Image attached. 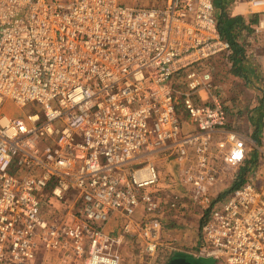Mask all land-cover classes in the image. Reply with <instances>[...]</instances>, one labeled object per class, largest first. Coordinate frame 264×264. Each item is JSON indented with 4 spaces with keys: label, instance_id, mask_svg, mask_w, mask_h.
Listing matches in <instances>:
<instances>
[{
    "label": "built area",
    "instance_id": "obj_1",
    "mask_svg": "<svg viewBox=\"0 0 264 264\" xmlns=\"http://www.w3.org/2000/svg\"><path fill=\"white\" fill-rule=\"evenodd\" d=\"M241 3L264 48V0ZM218 22L215 0H0V264H119L128 233L154 253L181 200L163 199L157 154L208 210L192 254L264 264V111L257 139L227 127L210 62L231 49ZM240 164V184L214 194L220 168Z\"/></svg>",
    "mask_w": 264,
    "mask_h": 264
},
{
    "label": "rangeland",
    "instance_id": "obj_2",
    "mask_svg": "<svg viewBox=\"0 0 264 264\" xmlns=\"http://www.w3.org/2000/svg\"><path fill=\"white\" fill-rule=\"evenodd\" d=\"M122 1L132 5H163L167 0ZM248 39L253 42L254 38L249 36ZM252 44L250 45L252 46ZM221 55L217 57V59L215 58L216 60L212 59L210 61L212 63L211 71L213 74L212 84L214 86V92L220 96L230 116H235L240 124L245 127L244 122L247 120L249 122L251 116L260 115L259 113L261 112L260 110L263 103L260 91V86L262 84L261 75L256 73L258 69L256 65L257 62H255L254 57H244L240 63L242 75H239L235 72L234 67H232V62L222 58ZM216 72L217 74H215ZM6 105L8 108L9 106L14 109L17 108L19 115H21L22 112H33L39 108L38 104L30 103L23 110L20 109L21 111H19V108L12 102H7ZM236 131L240 132V128ZM150 159L155 163L159 172L158 186L160 187V193L163 194V199H171V195L173 196L172 191H176L178 188L182 189V186L175 177V168H173L174 166L170 163L171 159L160 154L151 156ZM185 196L189 197L187 194ZM189 210L192 211V209ZM173 214L169 213V215ZM140 218L141 217H137L138 220H140ZM166 221L168 222L163 224L164 228L158 240L159 244L157 249L152 254H148L144 250L143 241L138 236L130 233L125 234L123 242L119 247V264H162L169 251H172L171 253L176 252V250H173V247L187 248V245L183 243L191 245L190 241L194 237L193 225L195 226L198 223L196 217H191L189 214L188 217L169 218ZM122 225L123 221L121 217H112L106 224L105 231L112 235H117ZM179 235L180 237H178ZM176 237H178V240ZM194 248L191 249V247H188L187 250L191 251ZM44 256L45 255L40 254L34 264H64L56 255L53 257L51 255Z\"/></svg>",
    "mask_w": 264,
    "mask_h": 264
},
{
    "label": "crops",
    "instance_id": "obj_3",
    "mask_svg": "<svg viewBox=\"0 0 264 264\" xmlns=\"http://www.w3.org/2000/svg\"><path fill=\"white\" fill-rule=\"evenodd\" d=\"M234 1L235 0H215L216 13H217V16H218V21H219V17L222 14H226V15H230V16H236V15L244 16L245 13L248 12L246 10L247 8H246L244 3L240 4L241 8L237 9L236 11H234V7H233L234 6ZM237 12H239V13H237ZM249 36L252 37L251 34H248L245 30L241 29L240 37H238L237 39L242 44V46L244 47V53H243V56L241 57L240 61L242 62L244 57H246V58L247 57L248 58L249 57H254L255 58V62H257L256 65H257V68H258V69L256 68L257 69L256 73L258 75H261V80H262V75H263L262 69L264 68V60H263L264 59L263 58L264 48H263L261 43H258V42L255 43L254 39H253V42H252V40H249L248 39ZM250 44H252V46ZM220 55L221 54L217 55L215 58L217 59V57H219ZM215 58H214V60H215ZM202 96H204V94ZM262 100H263V98H262ZM225 110H226V113H227V127L228 128H231V129H236V128L239 129L240 128V132L242 134H244L247 137L254 138L253 136H254V132H256L255 131L256 130V125H258L259 133H258L257 137L260 135L261 127H262L261 126V123H262L261 119H262L263 111H264V100H263L262 107H261V110H260L261 112L259 113L260 115H256L254 117L251 116L250 119H249V122H248V120L246 122H244L245 123V127H243L242 124H240L239 120L236 119L235 116L231 117L230 114L227 112L226 108H225ZM183 116H184V119L187 118L186 115L183 114ZM185 127H186L185 129H188L190 126L185 124ZM254 139H257V138H254ZM166 157H169L171 159L170 156H166ZM173 168H175V167H173ZM220 172L221 173H220V176H219V180H218L217 185H216V187L214 189V194H222L224 191H226L227 189L231 188L235 184L236 181H240V179H242V173L246 172V165H244V164L238 165L235 171L231 170V169H225V168L221 167L220 168ZM175 177H176V175H175ZM183 189L184 188L182 187V189L178 188V189H176V191H172V194H175V193L178 194L179 193L180 196H182V197H181V200L179 201L177 209L174 210V211H170V213H172V214L174 213L173 215L167 214V216L161 217V222H162L161 234H162L163 228H164L163 224L165 222H168L166 220H168L169 218L188 217V215L190 214L191 217H196L197 218L198 223L195 226L193 225L194 237L190 241L191 245H189L187 243H183V244L187 245V246L185 245L187 248L174 247L175 249L173 248V250H176V252H174L173 256L169 258L168 262L175 256L188 257V258H193V259L209 258V257H205V256H197V255L192 254L193 250L201 242L202 235H201L200 224H199V219L201 217H199V216H200V212L202 210H200L198 207L193 205V203H192V201L190 200L189 197H188L187 201L185 200L186 198H183L186 195L185 191ZM171 197H172V195H171ZM73 200H74V197L71 195L70 198H69V201H73ZM169 200L170 199L165 200V201L168 202ZM188 204H189V207H192V211L191 210H187ZM68 208L69 207H66V206L61 208L62 210L58 211L57 214L64 215V213L66 212V210H68ZM170 220H172V219H170ZM178 237H180V235ZM178 237H176L177 240H178ZM188 247H191V249L194 248V247L195 248L193 250L189 251V250H187ZM167 263H165V264H167Z\"/></svg>",
    "mask_w": 264,
    "mask_h": 264
},
{
    "label": "trees",
    "instance_id": "obj_4",
    "mask_svg": "<svg viewBox=\"0 0 264 264\" xmlns=\"http://www.w3.org/2000/svg\"><path fill=\"white\" fill-rule=\"evenodd\" d=\"M258 17L256 14H249L248 12L245 13L244 16L241 15H236V16H230V15H226V14H222L219 17V30L221 32V34L223 36H225L226 38H228L231 42V49L228 53H224L223 55H221L222 58H225L227 61H231L232 62V67H234L235 72L239 75H242L241 73V57L243 56L244 53V47L242 46V44L238 41V37H240L241 34V29L245 30L248 34L252 33V29L249 26V24H254L257 21ZM248 20L249 24L246 25L245 21ZM216 60V59H215ZM217 62V61H216ZM212 65V63H211ZM217 74V72L215 73ZM178 108H180V105L178 106ZM256 132H254V138H258L257 135L259 133L258 131V125H256ZM239 181H236L235 184L231 187L233 188L234 186L239 185ZM230 188V189H231ZM186 198L185 200H188V197H183ZM166 206H168V203L166 204ZM192 209V207H187V210ZM208 210H204L200 212V216L201 217L199 219V224H200V230L202 229L204 223L207 221L208 217ZM172 251H169L164 263L165 264L168 262L169 258L174 254L171 253Z\"/></svg>",
    "mask_w": 264,
    "mask_h": 264
},
{
    "label": "water",
    "instance_id": "obj_5",
    "mask_svg": "<svg viewBox=\"0 0 264 264\" xmlns=\"http://www.w3.org/2000/svg\"><path fill=\"white\" fill-rule=\"evenodd\" d=\"M167 264H214L212 258L193 259L188 257H173Z\"/></svg>",
    "mask_w": 264,
    "mask_h": 264
}]
</instances>
